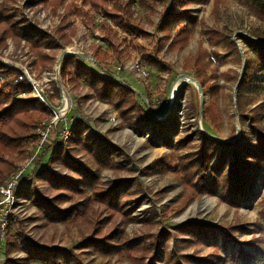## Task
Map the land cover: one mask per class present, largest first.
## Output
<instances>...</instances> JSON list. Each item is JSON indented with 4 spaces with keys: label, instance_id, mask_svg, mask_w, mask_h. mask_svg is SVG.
<instances>
[{
    "label": "rangeland",
    "instance_id": "rangeland-1",
    "mask_svg": "<svg viewBox=\"0 0 264 264\" xmlns=\"http://www.w3.org/2000/svg\"><path fill=\"white\" fill-rule=\"evenodd\" d=\"M127 1L146 35L125 34L94 12L90 0H0L5 20L0 19V67L5 70L0 92L8 93L4 85L14 83L24 68L55 105L61 100L56 84L61 85L70 104L69 127L81 130L82 136H100L98 148L103 150L97 151H104L97 162L89 145L74 149L72 135L56 144L49 140L25 172L4 220L0 213V264H43L32 251L51 249L67 250L75 264H264V164L243 204L233 203L227 193L235 182L228 145L246 144L241 155L255 161L248 150L260 147L264 134V72L253 65L248 80L238 83L255 60L252 41L264 44V0H159L152 13L141 0L101 3L111 9ZM173 3L176 12L192 19L171 32L157 55V42L163 39L157 31L160 16ZM26 25L32 29L23 33L27 37L14 35ZM183 30L186 44L170 48ZM96 49L98 61L93 58ZM66 50L98 74L107 77L99 65L135 87L143 96L136 94L137 105L149 107L154 120L137 127L135 110L121 113L84 82L69 81L75 76L72 68L65 76L59 69L56 80V62ZM142 54L161 60L168 69L143 64ZM43 56H52L54 62L42 65ZM135 63L149 73L146 81L130 69ZM180 76L197 81L202 102L196 86L187 83L170 104L172 84ZM30 94L17 98H33ZM7 106L0 102V114ZM39 116L23 143L22 157L12 156L0 186L32 156L35 128L50 113L45 109ZM9 122L5 118L0 124ZM58 153L63 159L51 161ZM40 169L76 180L75 187H52L38 175ZM110 190L117 209L104 201L103 192Z\"/></svg>",
    "mask_w": 264,
    "mask_h": 264
},
{
    "label": "trees",
    "instance_id": "trees-1",
    "mask_svg": "<svg viewBox=\"0 0 264 264\" xmlns=\"http://www.w3.org/2000/svg\"><path fill=\"white\" fill-rule=\"evenodd\" d=\"M90 1L91 9L94 12L100 13L103 17L108 19L117 29L122 30L125 34L131 35L133 37L138 34H147L141 27H139L135 23L133 18V11L130 7V2L127 1L122 5H115L113 8L107 9L102 5V3H106V0ZM141 1H143V5H145V7L148 8L149 12L151 13L154 12L157 4L159 3V0ZM0 19H3L1 23H5V20L2 17L1 13ZM191 19L192 18L189 17L187 13L176 12L174 3L164 8L160 16V24L157 28V31L163 34L164 40L162 39L161 41L157 42V55L160 53L161 49L165 45V41H167L171 32L175 29H178L179 25H184ZM102 23L108 27L106 20H104ZM31 31L32 29L30 28V26L26 25L23 26L22 32L21 30H17L19 34L16 32L14 33V35H21L22 37H27L23 33H31ZM187 35L188 34L186 30H183V32H179L175 40H173L169 47H172L174 49H179L180 47H183L186 44ZM46 38L50 42L54 43V40L52 38ZM37 43L38 42L36 40L33 42L34 45ZM251 50L256 56L255 60L249 62V64H247V67L244 68L242 79L239 85L244 84L251 76L250 71L253 65H255V68H258L259 72H264V44H261L257 41H252ZM96 51L99 50H95V53H93V58L95 60H98V53H96ZM102 56L104 58L107 57L106 53H102ZM142 60L145 65H148L158 71H165L168 69V67L161 60L152 59L147 54L143 55ZM53 62L54 58L52 56L41 57L42 65H46L48 63L52 64ZM70 68L74 70L75 76L73 77L70 76L71 74H69V81L74 82L80 80L84 82L90 88L95 90L101 100L107 103H111L116 108L121 109V113H125L130 109H132V111L135 110L136 112L132 115L136 117V122L134 121V123L137 125V127L146 126L148 124L146 122L147 119L151 121L152 119L154 120L153 114H151L150 112H148V110L142 108L141 106L139 107L137 105L136 92L131 89L129 84L120 80H116L113 74H111L107 69H105L107 77H104L95 72L93 69L84 66L78 61L75 56H67L62 60L60 68L61 75L65 76ZM3 69L4 68L0 67V73L5 72V70ZM4 86L9 87V92H0V102H3L5 103V105L7 104L8 106L2 111V114H0V121L5 118H9L10 122L4 125L0 124V181L2 180L3 176L10 171L12 167V156L15 153H19V156L22 157L24 153L23 143L32 136L30 130L36 125L37 120L40 118L39 112L45 111V107L42 106L39 101L34 98H17V95H19L20 93L30 91L29 87L24 82H16L9 84L6 83ZM14 96H16V99L12 100V97ZM71 135V143L75 145L74 149L83 148L86 145H89L88 149L91 151V156L95 158L97 162L100 158H102V153L104 151H97L103 150V148L101 147H99L100 149L98 148V144L100 142H103L100 136L93 133L87 136H82L83 133L79 129H74ZM259 142L260 147L256 146L252 150H248V153L254 157L255 161H246V158L241 155V152L243 150H246V144L242 142H235L233 144L228 145L231 146V150H227L230 151V154L228 156L230 157V160L228 164H230V173L235 182H233V184L229 187L227 193L229 195V199L235 204H243L245 199L252 196L253 181L257 176V171L259 167L264 164V134L260 135ZM6 156L9 157L6 158ZM61 156L62 155L58 153L57 157L52 159L51 161L58 162L60 159H63ZM223 159L221 161H223ZM221 161L217 163L216 169L219 168V166L221 165ZM37 172L41 178L47 180L48 183L54 188L64 189L65 187H67L71 189L70 187H75L76 180H72L70 178H55L53 177V174H50L51 172L45 171L43 169H40ZM88 173L89 172H87L86 174ZM110 191L103 192L105 193L104 201L107 203L108 206L114 208L116 206V204H113L114 193L112 190ZM60 193L62 194L63 192ZM238 195H240V198H238ZM36 202L40 203L41 205H44V203L40 202L38 198ZM50 208L51 206L48 205L46 209L50 210ZM114 209H117V207ZM51 213L53 214V212ZM30 249L31 251L33 250V248ZM32 252L34 255H36L35 259H37L43 264L76 263V259L72 255H70L67 250L51 249L47 252Z\"/></svg>",
    "mask_w": 264,
    "mask_h": 264
},
{
    "label": "built area",
    "instance_id": "built-area-1",
    "mask_svg": "<svg viewBox=\"0 0 264 264\" xmlns=\"http://www.w3.org/2000/svg\"><path fill=\"white\" fill-rule=\"evenodd\" d=\"M66 51L69 52V50ZM60 64L59 66H55L54 69V78L56 80L59 74ZM118 69L120 68L118 67ZM130 69L135 71L138 74V77L144 81H146L149 77L147 70L142 68L138 63H135L130 67ZM13 82H24L30 89V95L45 107V109L50 113V117L42 118L35 128L37 143L35 144L32 156L21 164L18 169L11 172L5 179L4 183L0 186V213L3 212V220L8 215L9 209H11L16 203L15 191L22 182L25 172L28 170L32 162L35 161L43 152L45 145L49 143L50 139L54 140V144L60 140L65 142L70 139L72 133V129L66 122V115L70 109L68 94L61 85L56 84L61 100L58 105H55L51 102L49 98L50 94L44 90L42 83L36 80L27 69H20V71H18L13 78ZM132 89L137 92L134 88ZM61 123L62 125H60ZM58 126H60V130L55 134L54 138H52L54 132L58 129Z\"/></svg>",
    "mask_w": 264,
    "mask_h": 264
},
{
    "label": "water",
    "instance_id": "water-1",
    "mask_svg": "<svg viewBox=\"0 0 264 264\" xmlns=\"http://www.w3.org/2000/svg\"><path fill=\"white\" fill-rule=\"evenodd\" d=\"M260 43V42H259ZM72 55V53H70V52H68V51H65V52H63L61 55H60V57L58 58V60H57V62H56V66H59V64H60V62H61V60H63V58L65 57V56H69V55ZM242 75H243V71H242V73H241V76H240V78H239V82L238 83H240V81H241V79H242ZM182 78V76H180L178 79H181ZM177 79V80H178ZM195 82L194 84H195V86H196V88H197V90H198V93H199V97H200V101L202 102V90H201V87H200V85L197 83V81L196 80H194L193 78H188V77H185L183 80H182V82L180 83V85H179V88L181 87V86H183V85H185V84H187V83H189V82ZM132 89V88H131ZM133 90V89H132ZM134 91V90H133ZM135 92V91H134ZM136 94H138L137 92H136ZM139 96H141L142 98H143V96L142 95H140V94H138ZM148 112H150L151 114H153V112H152V110L148 107ZM154 116V115H153Z\"/></svg>",
    "mask_w": 264,
    "mask_h": 264
},
{
    "label": "bare ground",
    "instance_id": "bare-ground-1",
    "mask_svg": "<svg viewBox=\"0 0 264 264\" xmlns=\"http://www.w3.org/2000/svg\"><path fill=\"white\" fill-rule=\"evenodd\" d=\"M185 78V76H182L181 79L175 81L173 84H172V87H171V92H170V95H169V98H168V101L170 102V104L173 102L174 100V97L179 89V85L180 83L182 82V80ZM189 82V81H188ZM189 83H192L193 85H195L194 83L195 82H189Z\"/></svg>",
    "mask_w": 264,
    "mask_h": 264
},
{
    "label": "crops",
    "instance_id": "crops-1",
    "mask_svg": "<svg viewBox=\"0 0 264 264\" xmlns=\"http://www.w3.org/2000/svg\"><path fill=\"white\" fill-rule=\"evenodd\" d=\"M99 50V49H98ZM99 52V51H98ZM143 55V54H142ZM105 58H107V57H105ZM141 60H142V56H141ZM96 61H98V60H96ZM144 64V63H143ZM98 68H99V70L100 71H102L103 73H105V75H106V72H105V68H102V67H100L99 65H98ZM153 69V68H152ZM156 70V69H155ZM124 82V81H123ZM127 84H129V83H127ZM129 86L130 87H132L130 84H129ZM132 88H134V89H136L135 87H132ZM137 90V89H136Z\"/></svg>",
    "mask_w": 264,
    "mask_h": 264
}]
</instances>
